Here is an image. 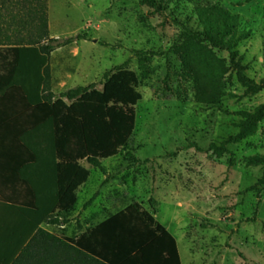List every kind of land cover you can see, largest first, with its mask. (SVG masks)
<instances>
[{"label":"rangeland","instance_id":"obj_1","mask_svg":"<svg viewBox=\"0 0 264 264\" xmlns=\"http://www.w3.org/2000/svg\"><path fill=\"white\" fill-rule=\"evenodd\" d=\"M159 1L162 11L144 0H49L51 37L88 34L50 56L54 91L102 89L104 73L128 62L142 99L128 145L103 160L106 173L83 161L91 175L73 220L47 227L77 236L80 223L85 230L139 202L176 237L183 264H264V166L248 160L264 156V114L243 123L264 89L248 88L227 51L191 40L183 25L201 28L196 5L225 10L241 35L237 60L260 82L264 0ZM224 142L221 154L210 148Z\"/></svg>","mask_w":264,"mask_h":264},{"label":"trees","instance_id":"obj_2","mask_svg":"<svg viewBox=\"0 0 264 264\" xmlns=\"http://www.w3.org/2000/svg\"><path fill=\"white\" fill-rule=\"evenodd\" d=\"M144 1L165 9L159 0ZM196 14L200 29L183 23L191 40L227 51L246 86L263 90L264 80L252 79L237 60L241 35L233 18L201 5ZM76 39L88 34L50 36L49 0H0V194L22 214L16 231L0 233V264H183L176 237L139 202L85 230L80 223L77 236L42 227L73 220L91 175L83 161L106 173L103 160L128 145L142 99L140 77L128 62L104 73L102 89L91 83L57 94L50 56ZM263 114L264 104L246 113L244 127ZM226 144L210 148L221 154ZM248 160L264 166V156ZM156 203L151 197L154 210Z\"/></svg>","mask_w":264,"mask_h":264},{"label":"crops","instance_id":"obj_3","mask_svg":"<svg viewBox=\"0 0 264 264\" xmlns=\"http://www.w3.org/2000/svg\"><path fill=\"white\" fill-rule=\"evenodd\" d=\"M53 74V73H52ZM54 90V89H53ZM65 91V90H64ZM61 93V92H60ZM57 93V94H60ZM87 184V183H86ZM85 184V185H86ZM84 185V186H85ZM82 186L79 190V192L82 190V188L84 187ZM23 187H20V191H23ZM79 192H78V197H79ZM79 205V204H78ZM85 209V208H84ZM87 209V208H86ZM85 209V210H86ZM86 212V211H85ZM22 214H21V209H17V207L12 208L11 207V203L8 201V199L6 198V196H2L0 194V233H5L7 228H14V231H16V227L18 224L17 219H21ZM109 217V216H108ZM47 225H49L46 222L42 223V227L50 230ZM18 226H21L18 225ZM51 231V230H50Z\"/></svg>","mask_w":264,"mask_h":264}]
</instances>
